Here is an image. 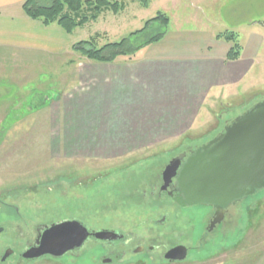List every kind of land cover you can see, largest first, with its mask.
I'll list each match as a JSON object with an SVG mask.
<instances>
[{
  "label": "rangeland",
  "instance_id": "rangeland-1",
  "mask_svg": "<svg viewBox=\"0 0 264 264\" xmlns=\"http://www.w3.org/2000/svg\"><path fill=\"white\" fill-rule=\"evenodd\" d=\"M122 1V11L101 13L96 21L75 28L70 41L89 40L95 33L97 47L119 41L159 11L170 19L166 41L172 44L191 46L204 37L214 38L225 32L235 33L242 44L251 32L264 33V0H150L147 7L138 0ZM257 63L229 95L222 93L223 97L218 95L208 102L209 111L200 114L186 135L117 158L49 159L46 149L34 139L23 138L30 118L0 117V228L4 229L0 232V255L19 231L30 239L36 225L76 219L95 230L121 229L138 236L159 237L166 245L181 242L191 247L183 261L169 264H264V188L241 199L234 222L205 241L197 238L201 216L207 215L205 206L178 209L167 198L154 201L140 197L148 189V179L174 155L207 143L233 118L264 101V43ZM16 121H21L22 130L14 134ZM13 174L16 178L8 180ZM162 217L164 223L160 224ZM172 229L181 234L178 239L169 233ZM14 258L4 264H15ZM20 264L82 262L63 255Z\"/></svg>",
  "mask_w": 264,
  "mask_h": 264
},
{
  "label": "crops",
  "instance_id": "crops-1",
  "mask_svg": "<svg viewBox=\"0 0 264 264\" xmlns=\"http://www.w3.org/2000/svg\"><path fill=\"white\" fill-rule=\"evenodd\" d=\"M23 2L0 0V117L30 118L23 138L49 159H112L183 137L209 101L254 70L264 43L251 32L229 60L220 33L185 46L166 31L130 58L93 61L72 49L71 33L29 18Z\"/></svg>",
  "mask_w": 264,
  "mask_h": 264
},
{
  "label": "water",
  "instance_id": "water-1",
  "mask_svg": "<svg viewBox=\"0 0 264 264\" xmlns=\"http://www.w3.org/2000/svg\"><path fill=\"white\" fill-rule=\"evenodd\" d=\"M182 157L173 158L165 167L164 187L175 178V203L182 207H216V220H220L224 207L264 188V101L233 118L221 132L197 148L177 172ZM41 229L35 245L22 254L24 259L59 258L79 248L90 235L101 240L120 237L114 231H89L76 219L43 225ZM9 252L10 249L6 250L3 258ZM186 256L184 245L174 246L164 254L168 261H183Z\"/></svg>",
  "mask_w": 264,
  "mask_h": 264
},
{
  "label": "flooded vegetation",
  "instance_id": "flooded-vegetation-1",
  "mask_svg": "<svg viewBox=\"0 0 264 264\" xmlns=\"http://www.w3.org/2000/svg\"><path fill=\"white\" fill-rule=\"evenodd\" d=\"M201 146L202 145H199L191 149L188 148L185 151H180L179 153L174 155L169 161H167V163L162 166L161 170L157 173L155 177L148 179L149 190H143L140 196L141 199H144L145 197H151L154 201H161L162 199L167 198V200L171 201L178 209L189 208L191 205L182 207L172 200V197L178 192L176 181L175 178H172L171 182H169L166 187H164L165 184L163 180V171L173 158L183 155L177 169V172H179L186 159L197 148ZM146 190H148V193H146ZM240 200H235L226 207H224L223 210L221 209L223 211V214L220 220L218 221L216 220L219 216L217 214L218 209L210 205H203L207 208V215L205 218L201 216L202 220H200L202 225H200L199 227V230L201 231L197 238H199L200 241H205L206 238L209 235H212L215 231H224L226 224L233 223L234 219L236 218V215L239 213L238 203L240 202ZM162 219V222L161 219L158 220L160 224L164 223V218L162 217ZM41 226L43 225H36L34 227V235L30 239H27V236L24 235L23 232L19 231L18 236H14L9 242L10 246H8L4 250L5 253L6 250L10 249L9 254L4 258V253L0 255V264L6 263L10 257H15L13 259L15 264H20L24 261H31L28 259H24L22 257V254L30 246L35 245L39 234L42 232ZM84 226L89 231H101L95 230L85 224ZM3 231L4 229L2 228L0 232ZM108 231H114L118 235H120V237L111 240H101L94 238L92 235H90L84 240L83 244L79 248L68 251L64 255L76 257L82 262V264H152L153 262H160V264H169L177 261L166 260L164 258L165 252L174 246L183 245L181 242H175L170 245H166L163 240L158 239L159 237H144L143 235L138 236V234L132 231H128V233L121 229H108ZM169 233L172 234L175 239H178V235H181L180 233L176 234L173 229L170 230ZM185 246L187 248L188 255L191 247L187 245Z\"/></svg>",
  "mask_w": 264,
  "mask_h": 264
},
{
  "label": "trees",
  "instance_id": "trees-1",
  "mask_svg": "<svg viewBox=\"0 0 264 264\" xmlns=\"http://www.w3.org/2000/svg\"><path fill=\"white\" fill-rule=\"evenodd\" d=\"M146 7L149 0H138ZM24 13L31 19L40 20L44 25L55 23L64 31L71 33L75 28L89 21H95L101 13L117 14L124 9L122 0H25L21 5ZM169 17L159 11L144 22L137 30L130 32L116 42H108L99 47L94 45L95 36L89 40H81L72 44V49L86 59L111 62L121 57H132L135 52L150 43L159 41L166 33ZM217 37L230 42L227 58L238 57L240 46L233 32L220 33Z\"/></svg>",
  "mask_w": 264,
  "mask_h": 264
}]
</instances>
